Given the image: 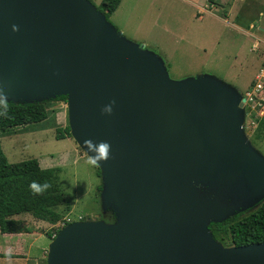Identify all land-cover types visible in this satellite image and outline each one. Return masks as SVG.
I'll use <instances>...</instances> for the list:
<instances>
[{"label": "water", "instance_id": "95a60500", "mask_svg": "<svg viewBox=\"0 0 264 264\" xmlns=\"http://www.w3.org/2000/svg\"><path fill=\"white\" fill-rule=\"evenodd\" d=\"M58 96L116 218L64 225L46 264H264V242L223 246L209 227L264 199L236 87L171 78L91 0H0V99Z\"/></svg>", "mask_w": 264, "mask_h": 264}, {"label": "rangeland", "instance_id": "374dc122", "mask_svg": "<svg viewBox=\"0 0 264 264\" xmlns=\"http://www.w3.org/2000/svg\"><path fill=\"white\" fill-rule=\"evenodd\" d=\"M111 22L129 40L160 55L173 79L213 75L243 93L264 69V0H124ZM47 110V118L40 122L0 131L10 162L37 158L42 167H59L60 187L72 196L70 209L58 208L63 217L56 223L20 214L24 228L38 232L22 239L38 254L40 264H46L52 240L47 232L66 222L106 220L108 212L98 194L102 176L97 165L72 136L57 138L68 125L67 101H49ZM255 128L245 118L244 134L264 156V139H255ZM214 236L223 246L234 245L227 226L216 229Z\"/></svg>", "mask_w": 264, "mask_h": 264}, {"label": "trees", "instance_id": "16d2710c", "mask_svg": "<svg viewBox=\"0 0 264 264\" xmlns=\"http://www.w3.org/2000/svg\"><path fill=\"white\" fill-rule=\"evenodd\" d=\"M93 3L94 1L91 0ZM121 0H102L97 6L111 21V14L117 9ZM66 100V96H58L41 102L18 103L0 99V131L7 132L15 127L40 122L47 118V102ZM72 136L69 123L65 131H58L57 138ZM255 139L264 138V115L258 120L254 133ZM101 177V171L98 168ZM59 167H42L37 158H30L20 162H10L3 151L0 142V230L2 232L21 231L24 229L15 215L30 213L34 217L58 222L63 216L60 206L71 208L72 196L63 191L59 184ZM35 181L47 184L48 187L39 194L29 189V183ZM102 190V183L98 186V194ZM108 222L115 220L112 210L104 216ZM69 222H66L68 224ZM227 226L234 245H246L264 242V199L258 207L238 212L226 220L210 223L214 233L218 228ZM60 228L46 234L53 239Z\"/></svg>", "mask_w": 264, "mask_h": 264}, {"label": "crops", "instance_id": "0c3cea01", "mask_svg": "<svg viewBox=\"0 0 264 264\" xmlns=\"http://www.w3.org/2000/svg\"><path fill=\"white\" fill-rule=\"evenodd\" d=\"M123 4L124 0H121L117 9L111 14L110 19H113L114 13L117 12ZM202 10H206V8L203 7ZM21 216L22 215H15L12 218L19 220L22 225L24 224V218ZM33 234L38 236L37 231H32L26 227L21 231L2 232L0 230V264H40L38 254H33L31 249L28 248L26 241L22 239L24 236Z\"/></svg>", "mask_w": 264, "mask_h": 264}, {"label": "built area", "instance_id": "2783aa9c", "mask_svg": "<svg viewBox=\"0 0 264 264\" xmlns=\"http://www.w3.org/2000/svg\"><path fill=\"white\" fill-rule=\"evenodd\" d=\"M245 100L246 118L249 125L257 126L264 115V69L255 81L242 93Z\"/></svg>", "mask_w": 264, "mask_h": 264}, {"label": "clouds", "instance_id": "9594fccd", "mask_svg": "<svg viewBox=\"0 0 264 264\" xmlns=\"http://www.w3.org/2000/svg\"><path fill=\"white\" fill-rule=\"evenodd\" d=\"M48 185L45 184H37L35 181H32L29 183V189L32 190L33 192L39 194L40 192L44 191Z\"/></svg>", "mask_w": 264, "mask_h": 264}]
</instances>
